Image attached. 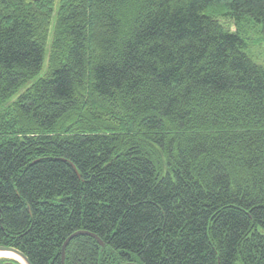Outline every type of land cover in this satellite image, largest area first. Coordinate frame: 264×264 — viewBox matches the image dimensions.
<instances>
[{"label": "trees", "instance_id": "trees-1", "mask_svg": "<svg viewBox=\"0 0 264 264\" xmlns=\"http://www.w3.org/2000/svg\"><path fill=\"white\" fill-rule=\"evenodd\" d=\"M56 1L0 0V246L264 264V67L223 22L264 34V0ZM77 232L105 248L64 262Z\"/></svg>", "mask_w": 264, "mask_h": 264}, {"label": "rangeland", "instance_id": "rangeland-1", "mask_svg": "<svg viewBox=\"0 0 264 264\" xmlns=\"http://www.w3.org/2000/svg\"><path fill=\"white\" fill-rule=\"evenodd\" d=\"M60 0L56 1L55 5V17L59 11ZM226 26H229L230 29L235 31H241V35L245 39L246 49L245 52L260 66L264 67V34L262 32L263 26L257 24L252 19H247L240 24L231 21H223ZM50 43L47 50V57L45 60V65L43 71L35 79L30 80L16 95L14 98L9 100V103H14L18 97L25 92L27 88L37 82L38 79L46 77L49 70V61H50Z\"/></svg>", "mask_w": 264, "mask_h": 264}, {"label": "water", "instance_id": "water-1", "mask_svg": "<svg viewBox=\"0 0 264 264\" xmlns=\"http://www.w3.org/2000/svg\"><path fill=\"white\" fill-rule=\"evenodd\" d=\"M78 235H89V236H92L93 238H95L99 244L105 248V244L104 242L99 239L96 235L92 234V233H89V232H77L75 233L74 235H72L71 237H69L67 239V241L65 242L64 246H63V249H62V256H63V261L65 262V257H66V249H67V246L68 244L70 243V241L78 236ZM0 253H11L13 255H15V257H6V256H3V257H0V258H9V259H15L17 261H19L21 264H32L30 262V260L27 258V256L21 252L20 250L16 249V248H12V247H5V246H0ZM17 256V257H16ZM65 264V263H64Z\"/></svg>", "mask_w": 264, "mask_h": 264}, {"label": "bare ground", "instance_id": "bare-ground-1", "mask_svg": "<svg viewBox=\"0 0 264 264\" xmlns=\"http://www.w3.org/2000/svg\"><path fill=\"white\" fill-rule=\"evenodd\" d=\"M3 256H8V257H15V255L11 254V253H0V257H3ZM17 257V256H16Z\"/></svg>", "mask_w": 264, "mask_h": 264}]
</instances>
